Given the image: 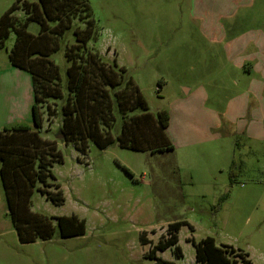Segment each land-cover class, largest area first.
I'll return each mask as SVG.
<instances>
[{"label": "rangeland", "instance_id": "374dc122", "mask_svg": "<svg viewBox=\"0 0 264 264\" xmlns=\"http://www.w3.org/2000/svg\"><path fill=\"white\" fill-rule=\"evenodd\" d=\"M15 2L0 0V18ZM89 3L96 24L89 48L108 63L117 59L152 113L168 112L166 133L174 149L152 153L113 144L101 150L90 141L82 154L72 142L57 138L63 134L64 101L49 100L41 135L62 161L51 167L56 179L48 190L55 194L59 183L65 202L47 200L38 185L32 210L50 218L76 215L85 219L86 233L61 238L56 228L50 240L21 243L0 177V264H153L149 250L169 238L168 226L176 221L184 224L179 243L157 251L164 260L198 264L191 240L213 237L232 248L239 261L241 254L252 264H264V141L231 134L223 122L232 100L245 92L242 75L247 77L230 63L227 46L234 39L264 38V0H253L249 9L231 0ZM15 18L22 20L24 13L17 11ZM77 26L51 56L60 68L65 96V48L75 42ZM26 30L38 35L40 26L31 22ZM14 41L12 33L0 48V103L12 108V115L9 110L0 115V131L32 124V79L10 62ZM251 80L260 79L254 75L244 82L248 86ZM248 97L256 103L249 89ZM235 101L240 106L244 100ZM213 115L222 118L220 127H212ZM202 118H210L209 123Z\"/></svg>", "mask_w": 264, "mask_h": 264}, {"label": "trees", "instance_id": "16d2710c", "mask_svg": "<svg viewBox=\"0 0 264 264\" xmlns=\"http://www.w3.org/2000/svg\"><path fill=\"white\" fill-rule=\"evenodd\" d=\"M24 13L22 20L15 13ZM31 22L39 24L38 35L26 28ZM73 44L65 48L68 62L66 91L62 86L59 66L51 56L61 49V43L74 26ZM82 23L85 27H80ZM96 24L89 0H17L0 18V48L5 46L12 33L15 41L9 53L11 64L27 71L32 79V124H21L0 131V177L8 215L23 244L52 239L56 228L61 238L82 236L86 221L76 215L50 218L32 210L34 190L56 205L65 202L60 184L55 180L51 167L61 162L60 152L45 140L41 132L44 124L43 107L49 100L64 101L61 106L65 142H72L76 149L86 154L89 142L101 150L113 144L133 151L164 153L174 149L166 131L170 117L166 110L154 114L134 79L120 67L104 60L101 54L89 47L95 37ZM127 173H130L125 168ZM232 178V175H231ZM182 221L170 223L169 238L151 248L147 259L153 264H174L157 256L179 243L178 232ZM198 264H252L250 259L232 248L216 243L213 237L191 240ZM178 249V247H177Z\"/></svg>", "mask_w": 264, "mask_h": 264}, {"label": "crops", "instance_id": "0c3cea01", "mask_svg": "<svg viewBox=\"0 0 264 264\" xmlns=\"http://www.w3.org/2000/svg\"><path fill=\"white\" fill-rule=\"evenodd\" d=\"M231 2H233L232 5L238 6L244 3L243 5H247L248 9L253 5V0H231ZM227 47L229 49L228 57L230 63L240 72L245 71L247 77L242 75L241 82L245 86V92L239 96H235L232 100L227 113L223 114L226 118L225 120L223 119V122L229 128L231 134L241 135L249 140L264 141V38L261 37L259 40L250 37L248 39H234ZM254 75H257L260 80H251L247 86L245 82H247L248 77L251 78ZM239 85L237 84L236 86ZM248 89L249 93H253L256 96V103L250 104L252 98L248 97ZM185 90L187 93L191 92V89ZM235 99L244 101L238 106L234 103L236 102ZM33 101L34 98H32V103H30L31 111ZM7 110H9L8 114L12 115L11 105H1L0 103V115L5 114ZM212 119V127H220L222 125V118L220 116L213 115ZM209 120L210 118L206 121L202 118V123L208 124ZM43 138L46 139L45 137Z\"/></svg>", "mask_w": 264, "mask_h": 264}, {"label": "water", "instance_id": "95a60500", "mask_svg": "<svg viewBox=\"0 0 264 264\" xmlns=\"http://www.w3.org/2000/svg\"><path fill=\"white\" fill-rule=\"evenodd\" d=\"M57 138H58V139H63V138H65V137H64L63 134H59V135L57 136Z\"/></svg>", "mask_w": 264, "mask_h": 264}]
</instances>
